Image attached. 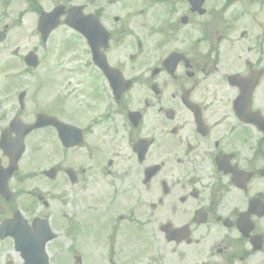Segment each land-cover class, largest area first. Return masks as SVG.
Listing matches in <instances>:
<instances>
[{"label":"flooded vegetation","instance_id":"obj_1","mask_svg":"<svg viewBox=\"0 0 264 264\" xmlns=\"http://www.w3.org/2000/svg\"><path fill=\"white\" fill-rule=\"evenodd\" d=\"M192 7L52 0L57 71L0 75V170L23 143L39 186L68 183L85 264H264V0Z\"/></svg>","mask_w":264,"mask_h":264},{"label":"rangeland","instance_id":"obj_2","mask_svg":"<svg viewBox=\"0 0 264 264\" xmlns=\"http://www.w3.org/2000/svg\"><path fill=\"white\" fill-rule=\"evenodd\" d=\"M33 1L46 10L50 9L52 6V0ZM144 6V4L141 5L142 8ZM0 12H10L16 15V17H19L21 21L19 26L12 27V29L7 32L6 40L0 44V75H31L24 73L23 63L19 64L18 58L11 55L14 50L18 51L15 56H22L31 50L38 51L37 53L41 56L42 60L39 67L32 75H50V73H55L57 70L52 48L40 46L41 43L39 42V37L36 32L38 14L31 9L30 4L25 0H10L8 3H4L0 0ZM260 19L264 20V16H260ZM250 41L251 39H248V42ZM44 49H50L51 52L45 53ZM251 62L250 65L256 67V65L253 64L254 60L251 59ZM36 99V93H32L28 98L29 103H32ZM37 162V159L34 158L32 169L27 171H36L35 168H38L39 165ZM26 183L25 187L19 186V184L16 183H14L12 187L15 190L21 189L19 190L21 192L28 189L27 192H22L21 195L14 197V199L12 198L9 203L0 201V221L3 220V217L10 216V213L16 209H19L25 218L30 219L33 216H37L48 219L50 227L57 235L55 240L47 244L46 251L49 254L50 264H58L57 257L59 254L65 257L66 264H75L74 257L76 253L82 257L81 264H85V252L91 251L90 247L95 250L94 246L97 242L94 240L95 243L92 242L90 244V240L87 239L89 244L84 242L82 246H76V242L81 240L80 236L77 240L73 239L71 222L76 221L77 224L85 225L90 219V212L82 207H76L74 203L70 202L69 186L64 180L61 182L60 192L52 191L50 186L46 185L43 187L44 190L38 191L37 178L28 180ZM18 187L19 189H17ZM38 196H43L45 201H47V205L43 206L42 203L37 200ZM30 202H33L35 206L32 207L29 204ZM92 221H94V219ZM99 225L101 226L102 224L99 223ZM69 226L70 230H68ZM83 241H86V239L84 238ZM93 243L94 246H92ZM75 247H77V249ZM63 261L64 259L60 257L59 263ZM8 263L19 264L21 263V259L18 253L13 249V244L10 240L0 239V264Z\"/></svg>","mask_w":264,"mask_h":264},{"label":"water","instance_id":"obj_3","mask_svg":"<svg viewBox=\"0 0 264 264\" xmlns=\"http://www.w3.org/2000/svg\"><path fill=\"white\" fill-rule=\"evenodd\" d=\"M48 17H50L48 20V23L46 21V17L43 18L42 23H44V25L48 27V29L50 30V28L54 24L55 14L52 13ZM10 168L1 175L2 180H4L7 177V175L11 172ZM0 194L4 196L7 195L6 184L5 183L3 184V182H2V186H0ZM5 227H6V224H5ZM5 227L4 225L1 226V229H0L1 236L3 235L2 231L5 229ZM34 228L36 229L35 233L36 234L39 233V242H38V246L36 247V249L34 248V246H32L31 242L27 238H20V237H15L16 248L22 252L23 257L25 258L26 262L24 264H47V259L44 255L43 249H44L45 243L48 240H50L53 236L50 230L48 229L46 222L44 223V227L41 233H40L37 223L34 224Z\"/></svg>","mask_w":264,"mask_h":264}]
</instances>
